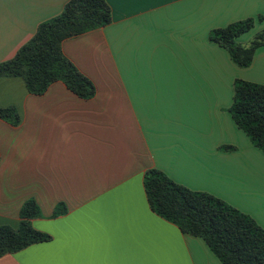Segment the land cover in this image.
<instances>
[{
	"label": "crops",
	"instance_id": "crops-1",
	"mask_svg": "<svg viewBox=\"0 0 264 264\" xmlns=\"http://www.w3.org/2000/svg\"><path fill=\"white\" fill-rule=\"evenodd\" d=\"M68 0H0V62ZM111 22L62 41L95 85L81 99L60 81L40 95L0 76V224L13 228L27 200L47 241L0 264H221L199 238L150 208L149 168L210 193L264 229V153L234 123L233 81L264 84V45L245 68L209 41L212 29L247 18L243 45L264 30V0H106ZM262 17L257 21V17ZM231 146L225 150L223 147ZM65 209L52 216L54 210Z\"/></svg>",
	"mask_w": 264,
	"mask_h": 264
},
{
	"label": "trees",
	"instance_id": "trees-1",
	"mask_svg": "<svg viewBox=\"0 0 264 264\" xmlns=\"http://www.w3.org/2000/svg\"><path fill=\"white\" fill-rule=\"evenodd\" d=\"M111 19L106 0H68L57 15L38 24L12 58L0 62V76L21 77L34 95L60 81L77 97L92 98L95 85L63 54L61 43L103 27ZM254 24L253 18L239 20L212 29L208 39L224 48L235 65L245 68L252 63L256 49L264 45V30L255 33L246 45L237 41ZM228 111L251 144L264 153V84L235 79ZM0 118L13 125L19 122L12 107L0 108ZM143 186L152 211L183 233L201 238L221 264H264V229L249 215L210 193L179 185L155 168L145 171ZM64 211L56 208L52 216ZM39 215L36 201L30 199L20 208L17 227L0 224V256L50 239L30 223Z\"/></svg>",
	"mask_w": 264,
	"mask_h": 264
},
{
	"label": "rangeland",
	"instance_id": "rangeland-1",
	"mask_svg": "<svg viewBox=\"0 0 264 264\" xmlns=\"http://www.w3.org/2000/svg\"><path fill=\"white\" fill-rule=\"evenodd\" d=\"M253 36H254V35H253ZM253 36H252V37H253ZM252 37H251V38H252Z\"/></svg>",
	"mask_w": 264,
	"mask_h": 264
}]
</instances>
